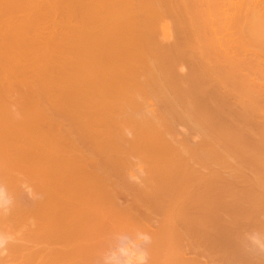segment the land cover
Listing matches in <instances>:
<instances>
[{"label": "bare ground", "instance_id": "bare-ground-1", "mask_svg": "<svg viewBox=\"0 0 264 264\" xmlns=\"http://www.w3.org/2000/svg\"><path fill=\"white\" fill-rule=\"evenodd\" d=\"M73 1L0 0V255L13 264L107 262V250H97L105 236L132 231L127 226L137 223L148 230L144 220L114 209L109 190L118 181L112 172L124 173L135 158L148 169L143 200L160 201L147 202L154 205L147 211L162 212L151 240L147 235L148 241H138L133 231L127 232L131 240L121 235L129 246L137 241L133 248L145 264H264V223L251 222L264 208V125L254 122L264 116V0L246 12L240 7L253 0H238L240 7L236 0ZM15 11L24 12L19 22ZM6 14L17 23L7 25ZM58 15L63 23L52 19ZM40 17L55 23L36 36ZM245 47L251 51L247 61L240 54ZM15 85L23 95L9 94ZM42 97L49 109L42 108ZM68 115L79 137L94 140L89 152L109 156L108 168L107 158L105 166L97 159L106 175L98 166L95 174L86 168L92 157L88 164L82 160L72 132L64 131L70 140L60 135L62 116ZM186 159H193L190 167ZM192 162L232 173L247 168L254 186L251 181L244 188L248 182L241 177L243 189L235 194L238 181L234 190L220 187L215 170L207 178L212 182L203 181L207 175L202 179ZM195 182L199 187L191 190ZM226 218L251 222V230L247 225L245 233L241 223L244 233L228 222L224 227ZM258 222L263 225L254 227ZM113 260L108 263L123 264Z\"/></svg>", "mask_w": 264, "mask_h": 264}, {"label": "rangeland", "instance_id": "rangeland-1", "mask_svg": "<svg viewBox=\"0 0 264 264\" xmlns=\"http://www.w3.org/2000/svg\"><path fill=\"white\" fill-rule=\"evenodd\" d=\"M31 1H33V0H31ZM70 1H71V0H70ZM70 1H69V0H65L64 3H65V4H68V5H69V4L72 5ZM233 1H234V2L237 1L236 3L238 4V0H236V1L233 0ZM243 1H244V0H243ZM246 1H247V0H246ZM249 1H252V0H249ZM254 1H255V0L252 1L253 3H252V2H248V3H251V4H247L248 6H245V8H244V7L242 8V7L239 6L240 3L242 2V0H240V1H239L240 3L238 4V6H239L241 9H244V11L246 12L245 9L248 8L250 5L253 6L252 4H254V3H256V2H257L258 5H261V4H262V3H260V2H262V0H261V1L259 0V2H258L257 0H256L255 2H254ZM66 2H67V3H66ZM68 2H69V3H68ZM72 2H73V5H74L75 1L72 0ZM244 4L246 5V2H244L242 6H244ZM258 5H255V4H254L255 7L258 6ZM254 6H253V7H254ZM253 7H249V10H250V8H253ZM241 9H240V12H241ZM228 10H229V9H228ZM247 10H248V9H247ZM244 11H243V12H244ZM19 12H22V11H19ZM19 12H18V11L11 12V13H12L11 15H13V18H14L15 16H17V15H18V16H17V19L19 18V16H21V18H22L24 12H23L22 14H21V13L18 14ZM240 12H239L238 14L242 15V14H241L242 12H241V13H240ZM57 13H58V12H57ZM60 13H61V14H60ZM60 13H58V14L62 15V12H60ZM8 14H9V13H8ZM8 14L5 15V17H6L5 19H7L8 17L10 18L11 15L9 16ZM56 15H57V14H56ZM60 15H58L57 18H55V19L52 17V19H53V20H56V19L58 20V19L61 17ZM7 16H8V17H7ZM242 16H243V15H242ZM11 17H12V16H11ZM43 17H44V16H43ZM43 17H40V20H38V22H37V29H38L39 32L35 31V32L33 33V35L37 34L36 36H42L41 33H42V34H43V33H46V32L49 33V31H52V30H53V29H51L50 27H53V26H54L53 23H55V21L53 22L52 19H51V21H50V18H48V19H49V22H48V19H47V22H48V23H47L46 20H45V19H46V16L44 17L45 19H43ZM13 18H12V19L10 18V21L7 19L8 22H9V23L7 22V25L9 24V26H10L11 23H13V24H15V22L17 23V19H16V20L14 19V22H11V21H13ZM61 18L63 19V18H64V15H63ZM5 19L3 18L4 21H7V20H5ZM41 19H42V20H41ZM62 19H59L58 22H60V23L62 22V23H63L64 19H63V20H62ZM21 20H22V19H21ZM57 20H56V21H57ZM19 21H20V20L18 19V22H19ZM73 21H74V20H73ZM10 22H11V23H10ZM58 22H57V23H58ZM170 22H171V21H170ZM44 23H46L47 26L44 25ZM51 23H52V24H51ZM70 23H71V22H70ZM73 23H74V22H73ZM77 23L79 24V22L76 20V22H75V24H74L73 27L77 26V25H78ZM167 23L169 24V21H168V20H167ZM5 24H6V22H5ZM49 24H50V25H49ZM58 24H59V23H58ZM170 24H171V23H170ZM39 25H41V26H39ZM52 25H53V26H52ZM55 25H56V24H55ZM44 26H45V27H44ZM56 26H57L58 28L60 27V25H59V26L56 25ZM56 26H55L54 29H56ZM70 26H71V24H70ZM46 27H47L48 29H47ZM39 28H41V29H39ZM43 28H44V29H43ZM49 28H50V30H49ZM59 29H60V28H59ZM59 29H58V30L56 29V30L59 31ZM42 30H45V32H43ZM46 30H47V31H46ZM48 30H49V31H48ZM54 31H55V30H54ZM40 32H41V33H40ZM38 33H39V35H38ZM48 33H46V34H48ZM30 34H32V33H30ZM44 35H45V34H44ZM31 36H32V35H31ZM233 39H234V37H233ZM244 49H247V51H249V52H247V51H242V52H245V53L247 52V54H245V53H240V54H243V55H241L243 58L240 57V54L238 55V57H240V58H242V59H244V57H245V59H246V57L248 58V57L251 55V51H250L249 48H246V47H245ZM240 52H241V49H240ZM238 53H239V52H238ZM249 53H250V55H248ZM244 55H248V56H244ZM235 57H236V56H235ZM251 57H252V56H251ZM251 57H250L249 59H252ZM245 59H244V60H245ZM247 60H248V59H246V61H247ZM249 61H252V60H249ZM207 81H208V79H206V82H207ZM206 82H205V83H206ZM17 83H18V84H17ZM15 84L18 85L19 87H20V85H22V86L24 85V86H25V84H23L22 82H21L20 85H19V82H16ZM16 85H15V86H16ZM18 86H16V87H12V86H11L13 89H10L9 91H11V90H12V91H15V90H16V91H15L14 93H12V91H11V92H9V94H12L13 96H14V95L16 96L17 93L20 91V88H21V87L19 88ZM24 86H23V87H24ZM17 87H18V89H17ZM23 87H22L21 89H25L27 86L24 87V88H23ZM14 88H15V89H14ZM223 92H225V91H223V89H222V91H220V93H223ZM21 93H22V95H23L24 91H23V92L20 91V95H21ZM18 94H19V93H18ZM10 96H11V95H10ZM11 97H12V96H11ZM39 98H40V97H39ZM38 100H39V101H42V100H45V99H43V97H42L41 100H40V99H38ZM229 101L232 102L230 99H229ZM42 102H43V101H42ZM39 103H40V102H39ZM232 103H234V102H232ZM42 104H44V105L46 106V107H42V108L49 109L50 105L48 106V105H47V102H46V104H45V102H43ZM42 104L40 103L41 106H42ZM48 104H49V103H48ZM51 105H52V104H51ZM234 105H236V103H235ZM47 106H48V107H47ZM12 107H13V109H14V106H12ZM51 109H53V110L55 111V108L51 107ZM58 112H60V111H58ZM62 113H63L64 116L66 115V113L64 114V112L61 111V115H62ZM67 114H68V113H67ZM61 115H59V116H61ZM70 115H71V114H70ZM70 115H68L69 118H67V117H63V116H62V118H63L62 120H61V117H60V118L57 117V119H58L57 122H58V121H59V122L62 121L60 126H61V127H64V128L59 127L58 131L60 132V135H61V132H62V133H63L62 136H63V135H64V131H65L66 133H67V131H68V133L72 132V133H71V137H73V139H74V141H75V142H74L73 140H71V141L73 142V145L75 144L73 147H75V146H76V147H80V148H81V151H80V152H83V151H84V153L86 152V154H87V155H85L84 153H81V154H82L81 157H82V156H85L84 158L82 157V160H84V162H85V161L88 160V159L91 160L90 157H92V160H91V161L88 160V161H89V165H90V163H93V166L95 165V167H93V169L91 168V167H92V166H91L92 164L90 165V167H88L89 165H86V164H88V161H87V163L85 162V163H86L85 165L87 166V167H86V166H85V167L88 168L91 172L94 171V174H95V173H99V171H98V167L100 166V165L98 166V164H100L99 162H102V163H101L102 165H104V164L106 165V164H107V167H106V168H108V167L110 166V165H108V163H109V161H110V160H109L110 158L108 159L109 156H108V157H105V156H107L106 154H104V153H106V152H103V153H101V151H96L97 153H96V152H93V151H92L93 153H90V152H89L92 148H93L92 150L95 151V147H94L95 144H93V143H94V142H93L94 140H91L92 137H91V139H90V137H89V138H87V137H79V136H82V134H81L78 130H76L78 133H74V132H76V131L74 130V128L77 129L78 127L76 128V126H78V125H75V123H76L75 120H74L75 123H74V124L72 123V122H73V116L70 117ZM262 115H264V114H262ZM262 115H261V116H262ZM257 117H258V116H256V118H257ZM66 118H67V119H66ZM259 118H260V116L258 117V120L254 119V122L257 121L256 123H257L258 125H260V124H261V125H264V123H263V122H264V121H263L264 116L261 117V119H259ZM64 119H65V121H64ZM68 119H69V120L71 119V120L69 121ZM60 120H61V121H60ZM259 120H260V121H259ZM258 121H259V122H258ZM59 122H58V124H59ZM261 122H262V123H261ZM256 123H255V124H256ZM69 125H70V126H69ZM73 125H75L74 128H73ZM70 127H71V128H70ZM60 128H61V129H60ZM67 128H68V129H67ZM69 128H70V130H69ZM72 128H73V129H72ZM63 129H64V130H63ZM66 129H67V130H66ZM60 130H61V131H60ZM59 132H58V133H59ZM66 133H65L64 136L66 137V135H67L68 139L70 140V139H71V138H69L70 135L68 136V134H66ZM80 134H81V135H80ZM126 134H128V133H126ZM64 136H63V137H64ZM84 136H85V135H84ZM86 136H87V135H86ZM67 137H66V138H67ZM127 137L131 138V133H130L129 135H127ZM81 138H84V140L81 139ZM168 138H171V136H169ZM79 139H81V140H79ZM88 139H90V140H88ZM82 140H83V141H82ZM76 142L79 144V146H78V144H76ZM79 142H80L81 144H80ZM91 142H92V143H91ZM93 145H94V146H93ZM92 146H93V147H92ZM84 147H85V148H84ZM78 149H79V148H78ZM79 150H80V149H79ZM94 153H95L96 155H94ZM98 153H99L100 155H99ZM89 154H90V155H89ZM92 154H93V155H92ZM88 155H89V156H88ZM91 155H92V156H91ZM79 156H80V154H79ZM79 156H78V157H79ZM86 156H87V159H85ZM97 156H98V157H97ZM81 157H79L78 160H79ZM88 157H89V158H88ZM106 158H107V160L105 161ZM93 159H94V162H92ZM97 159H98L99 162L97 161ZM75 160H77V157H76ZM78 160H77V162H78ZM80 160H81V159H80ZM103 160H104L106 163L104 162V164H103ZM108 160H109V161H108ZM138 160H139V159L137 158L136 162H137ZM188 160H191V159H188ZM188 160L186 159V161H187V165H188V163L190 162V161L188 162ZM95 161H97V162H95ZM107 161H108V163H107ZM191 161H193V159H192ZM80 162H82V161H80ZM140 162H141V161H138V163H135V158H134V161L132 160V163H133V164H132V163L130 164V167L128 168L127 171H125L124 173L121 172L122 174L119 173L120 170H118V169L114 170V171L112 172L113 175H111V174H110V175L113 176V178H117V180H118V181H117V180L115 179V180L117 181V182L115 181L117 185H116V184L114 185L115 187L117 186V187H116L117 190H116V188L112 185V184H114V182L111 183V186H109V190H110V189H111V190L114 189V194H112V191H111V190H110V191H111L112 197H115V199H116V200L114 199L115 201L113 200V202H115V204L117 205V206H116V205L114 204V205H115L114 209L117 207L115 210L118 209L119 212L122 211V214H124V213H123V212H124L123 210H125L126 213L128 214V216H130V214L132 215V218H133V219L131 218V220H133V221H134V218H135V217H133V216H137V219H139V220H141V219H142V221L144 220V221H143L144 223H143V222H142V223L145 224L144 227L147 228L150 232H148V230H145V231H144V229H143V227H142L143 225H141V228L138 229V225H139L138 223H137V227H136V225L133 226L134 224L132 225L133 227H136V228H132V227H129V226H127V227H128V229L131 228L132 231H133L134 233H136L135 235H138V236H139V237H137V240H138V238H140V241H142V240H143V237L145 236V237H144V240H145V238H146V241H148V240H147V237L149 236L148 238H150V240H151V239H152L151 233L154 231V228H155V227H158V226H159L160 221L157 220V219L159 218V219L161 220L162 212H161V213H158V214H157V213H154V214L151 213V215H150V214H149L150 211H149V212L147 211V210L153 208V207H151V206H154V205H151V206H150V205H147V204H148L147 202H149V200L147 199V201H144L143 199L146 198V195H145V194H141V193H146V192H147V191H144V190H145L146 188H148V184H147V182H146L147 180H145V178H144V177H146V179H147V176H146V175H147V174H146L147 172L145 171V170L147 169V166L144 167L143 162H142V164H141ZM232 162H233V161H232ZM94 163H95V164H94ZM190 163H191V162H190ZM190 163H189V164H190ZM196 163H197V162H196ZM109 164H110V163H109ZM135 164H136V165H135ZM192 164H193V162H192ZM197 164H198V163H197ZM102 165H101V167H99V168H101V169H99L100 171L106 169V168L104 167L105 165L103 166L104 168L102 169ZM145 165H146V164H145ZM193 165H194V166H192L193 168L191 167L192 169H194V167L196 166L197 168H196V167H195V168H196L197 170H198V168H199V169L203 172V173H202V172L200 173V177H201V174H202V177H203V178L206 177L205 175H207L206 179L204 178L205 180H203V181L210 182L213 178H210V179H208V180H207V178L211 177V175H212L211 172H213V170H215L213 173L216 172L217 175L221 173V174L218 175V177L215 179V181H216V180L219 178L218 180H219L220 183H221V185H220V183H219L220 187H225V186H227V188H229V187H233L232 190H234V189H236V186H235L236 183L234 184V182H237V181H238V183H241L242 179H243L242 183L245 181V179H246V181L249 183L248 186H246L248 183H247V184L244 183V184H245V185L243 184L244 188L247 189V187H251V186H250V185H251L250 183H251L252 180H247V179H249L248 175L250 176L251 171H250L249 169H248V170H249V171H248L247 168H243V169L241 168V169L243 170V171H241V173H240L239 170H237L236 172L232 173L231 170H228L227 168H225V169H227V170H225V169H223L224 167L221 168V167L218 166V165H217V166H214V167L212 168V170H209L208 168L212 167L213 164H212V166H211V165H210V166H208V165L206 166V165L202 164L203 167L206 166V167H208V168H206V167H205V168H203V167H199L200 164H198L199 166H198V165H195V163H194ZM214 165H216V164H214ZM96 166H98V167H96ZM132 166H133V167H132ZM188 166L190 167L191 165H188ZM131 167L133 168V169H131L132 171H130V168H131ZM218 167H219V170H218ZM95 168H96V169H95ZM84 169H85V168H84ZM94 169H95V170H94ZM204 169H206V170H204ZM210 169H211V168H210ZM220 169H223V170H220ZM241 169H240V170H241ZM245 169H246L247 171H246ZM92 170H93V171H92ZM96 170H97V172H95ZM147 170H148V169H147ZM194 170H195V169H194ZM200 170H198L197 173H198ZM85 171H88V170H85ZM90 171H88V172H84V173H85V174L87 173V175L92 174ZM106 171H107V169L105 170V172L103 171L105 174H102L103 172H101V176L106 175ZM128 171H130V172L128 173ZM207 171H208V172H207ZM145 172H146V173H145ZM204 172H205V173H204ZM237 172H238V173H237ZM242 172H246V173H242ZM126 173H127V174H126ZM194 173H195V172H194ZM197 173H195V175H197ZM229 173H231V174H229ZM235 173H236V174H235ZM123 174H124V175H123ZM145 174H146V175H145ZM204 174H205V175H204ZM208 174H209V175H208ZM237 174H238V176H239L238 178L236 177ZM243 174H244V175H243ZM245 174L247 175V177H245V176H246ZM125 175H126L127 177H126ZM144 175H145V176H144ZM198 175H199V174H198ZM198 175H197V177H199ZM222 175H223V176H227V175H228V177H227V178L224 177V178L222 179V178H220V176L222 177ZM229 175H230V176H229ZM233 175L236 177V179H237L236 181H235V179L233 180V177H234ZM241 175H243V176H241ZM123 176H125V178H124ZM192 176H193V175H192ZM231 176H233V177L231 178ZM252 176H253V173L251 174V177H250L251 179H253ZM119 177H120V178H119ZM202 177H201V178H202ZM241 177H242V179H241ZM113 178L110 177V180H113ZM203 178H202V179H203ZM229 178H230V179H229ZM239 178H240L241 181H239ZM224 179H225V180H224ZM226 179H227V180H226ZM218 180L216 181V183L214 182L216 185H218V184H217ZM228 180H229L230 182H229ZM113 181H114V180H113ZM120 181H121V182H120ZM201 181H202V180H201ZM203 181H202V182H203ZM212 181H213V180H212ZM212 181H211V182H212ZM224 181H225V182L228 181L229 185H228L227 182L225 183ZM233 181H234V182H233ZM111 182H112V181H111ZM199 182H200V181H199ZM231 182H232L233 184H231ZM144 183H145V185H146L147 187L144 186ZM203 183H205V182H203ZM223 183H225V184H227V185H225V184L223 185ZM238 183H237V189H236V190H238V191L234 190V191H235V194H236V192H237V193H240V192L242 191V190H241V188H242V183H241V184H238ZM194 184H197V183L195 182V183H192V185H190V189H191V190L195 189L194 187H192ZM199 184H200V183H199ZM201 184H202V183H201ZM253 184H254V183H253V181H252V186H254ZM240 185H241V187H239ZM194 186H195V185H194ZM228 186H229V187H228ZM111 187H114V188H111ZM144 187H146V188H144ZM195 187H196V186H195ZM197 187H199V186L197 185ZM197 187H196V189H197ZM238 187H239L240 189H239ZM143 188H144V189H143ZM139 189H142L144 192H143V191L141 192V190H139ZM190 189H187V191H190ZM196 189H195V190H196ZM242 189H243V188H242ZM115 190H116V192H115ZM146 190H147V189H146ZM232 190H231V192H233ZM244 190H245V189H244ZM138 191H139V192H138ZM139 193H140L142 196H143V195H145V196L142 197ZM148 193H149V191H148ZM149 194H150V193H149ZM149 194H148V195H149ZM114 195H115V196H114ZM138 195H139V197H138ZM140 196H141V198H140ZM151 196H152V195H151ZM151 196L149 195V197H151ZM24 197H25V196H24ZM24 197H23V198H24ZM149 197H148V198H149ZM154 197H155V196H154ZM156 197H157V196H156ZM178 197L181 198V196H178ZM25 198H27V196H26ZM140 199H141V201H140ZM154 199H155V198H154ZM154 199L152 198V199L150 200V202H151L152 200H153V202H154ZM158 199H159V198H158ZM175 199L178 200L179 198L176 197ZM226 199H227V201L230 200V199H228V198H226ZM226 199H225V200H226ZM25 200H26V199H25ZM155 200H156V199H155ZM161 200H162V199H161ZM177 200H176V202H175L176 204H177ZM143 201H144V202H143ZM178 201H179V200H178ZM181 201H182V199H181ZM142 202H143V203H142ZM150 202H149V203H150ZM159 202H160V201H158V202H156V203L154 202V204L157 205V203L159 204ZM163 202H164V200H163ZM163 202H161L162 205H163ZM151 203H152V202H151ZM151 203H150V204H151ZM178 203H179L178 206L180 207L181 204H182V202L180 203V201H179ZM5 204H6V203H5ZM5 204H4V206H5ZM152 204H153V203H152ZM161 204H160V207H161ZM167 204H168V203H167ZM146 206H147V207H146ZM163 206H164V205H163ZM2 207H3V205H2ZM148 207H149V208H148ZM150 207H151V208H150ZM166 207H167V205H166ZM181 207H183V206H181ZM115 210H114V211H115ZM151 210H152V209H151ZM258 210H260L261 214L264 213V211H263V213H262V211H261V210H264V208H263V209H260V208L258 209V208H257V211H255L256 213H254V214L256 215V214L258 213V217H257V215H256V217H254V216H255V215H254V216L251 218V222L253 221L252 224H254V222H255L254 220H255V219H256L257 221H259V222H263V223H264V221H263V220H264V214H263V216H262V215L259 216L260 214H259V211H258ZM114 211H112V212H114ZM116 212H117V211H116ZM128 212H130V213H128ZM146 213H147V214H146ZM108 214H109V213H108ZM110 214H111V212H110ZM110 214H109V215H110ZM115 214H116V213H115ZM127 214H126V215H127ZM159 214H160L161 216H157V215H159ZM149 215H150V216H149ZM153 215H154L155 217H154ZM107 216H108V215H107ZM151 216H152V217H151ZM238 216H239V215H238ZM238 216H236V217H238ZM138 217H139V218H138ZM141 217H142V218H141ZM144 217H145V219H144ZM148 217H149V218H148ZM226 217H227V216H226ZM228 217H229V216H228ZM147 218L149 219L148 221L146 220ZM232 218H234V217H232ZM239 218H240V220H241V218L243 219L244 217H243V216L241 217V215H240ZM254 218H255V219H254ZM257 218H259V220H258ZM235 219H236V218H235ZM252 219H253V220H252ZM260 219H262V220H260ZM139 220H138V222L140 223ZM145 220H146V222H145ZM229 220H230V218H229ZM236 220H237V221H233L232 219L230 220V221H233V223L237 222V224H233L232 222H231V223L228 222V220H227V218H226V221H225L224 224H226V222H228V223H230V224L228 225L229 227H232V229H233V228H236V229H234V230L237 231V232H241V231L243 230V233H244V229H243V228L247 227V225H248V223H245V222H246V219H243V220H245V222H244L245 224H242L243 221L240 222V223L242 224V227H243V228L239 227V225H241V224H240V223L238 224V221H240V220H239V219H236ZM133 221L131 222V224L133 223ZM155 221H157V222H155ZM158 221H159V223H158ZM136 222H137V221H136ZM251 222H250V224L248 225V229H250V230H251V227H250ZM259 222L256 224V226H255V225H253V226L259 228V227H260V226H259L260 224L263 225V223H259ZM134 223H135V222H134ZM228 223H227V224H228ZM255 223H256V222H255ZM227 224H226L225 226H224V225H223V226L228 228ZM106 225H107V223L105 224V226H106ZM230 225H233V226H230ZM234 225H235V226L238 225V229H237V227H234ZM244 225H246V226H244ZM257 225H258V226H257ZM139 226H140V225H139ZM254 227H253L252 229H253V230H256L257 228L254 229ZM240 228H241L242 230H241ZM134 229H135L136 231H135ZM140 229H141V230H140ZM232 229H230V230H232ZM245 229H246V228H245ZM129 230H130V229H129ZM129 230H128V231H129ZM155 230H157V229L155 228ZM239 230H240V231H239ZM253 230L250 231V232H248V233L253 232ZM114 231L117 232L118 229L113 230V232H114ZM128 231H125V232H124V231H122V232H121V231H120V232L118 231V233H114L115 235L112 233V231H110V232L115 236V237H114L113 235H110V238H112L113 241L110 240V238H109V236H108L109 234H107V236H108L107 238H106V236H105V238H104L105 241L103 242L104 244L102 243L103 246H104V247L109 246V248H110V247H111L110 244H112V246H113L112 248H114V249L111 248L112 250L110 249V250H111V251H110V250H108V249H109L108 247H106V248H107V249H106V248H104L103 246H102V247L100 246L101 248H98V249H97V250H101V252L99 251V252H100V255H101L102 253H106V252H104V251L107 250V253L105 254L106 256H105L104 254H102V255L105 257L106 261H107V262H104V263H106V264H107L108 262H110V263L112 262V263H113V261H114L113 259L116 260V258L118 257V260H119L120 258H121L120 260H123V264H145L146 259H143V258H144V257H143V256H144L143 253H142V257H143V258H142L141 255L135 250V248H133V244L135 245L137 241H136L135 243H134L133 241L130 242V243H133L132 245L130 244V246H129L128 243H125L126 240H124V238L126 237L125 239H127V238L130 237V236L128 235V233H127ZM132 231H129V232H132ZM138 231L145 232V234L140 232L141 234H143V236H142V235H139L140 233H139ZM151 231H152V232H151ZM235 231H234V232H235ZM247 231H248V230L246 229V230H245V233H246ZM110 232H109V233H110ZM123 232H124L125 234L127 233V236H128V237H127L126 235H123V236H125V237H122L121 235L124 234ZM137 232H138V233H137ZM232 232H233V230H232ZM255 232H256V231H255ZM111 233H110V234H111ZM119 233H121V234H119ZM253 233H254V232H253ZM132 234H133V233H132ZM117 235H118V236H117ZM130 235H131V234H130ZM147 235H148V236H147ZM131 236H132V235H131ZM146 236H147V237H146ZM113 237H114V238H113ZM132 237H133V236H132ZM132 237H130L129 240H131ZM135 237H136V236H134V238H135ZM118 238H119V240H118ZM121 238H122V240H121ZM191 238H192V237H191ZM191 238H190V243L192 244V242H191ZM107 240H110L111 242H110V241L107 242ZM114 240H115V241L117 240L118 242H120V243H118V245H117L118 247H116V246L114 247V245H113ZM150 240H149V241H150ZM194 240H195V239H194ZM194 240H193V242H194ZM121 241H122V242H121ZM123 241H124V243H123ZM138 241H139V240H138ZM187 241H188V240H187ZM109 242H110V244L107 245ZM127 242H128V241H127ZM196 242H197V241H196ZM105 243H106V244H105ZM184 243H185V241H184ZM187 243L189 244V242H187ZM193 244H195V243H193ZM105 245H106V246H105ZM2 246H4V245L2 244V245L0 246V249L3 248ZM192 246H194V245H191V247H192ZM134 247H135V246H134ZM102 249H103V250H102ZM108 251H110V253H109ZM99 252H98V253H99ZM108 253H109V254H108ZM96 254H97V251H96V253H95V256H96ZM138 256H139L140 258H138ZM1 257H2V258H1ZM4 257H5V258L7 257V254H6V253H5V254L2 253V255H0V264H2V263H3V264H13V263L11 262V261H13V260H10V259H9L10 256H8L9 258H7V259L10 260V261H8V262H7L6 259H4ZM198 257H199V256H198ZM103 260H104V258H103ZM120 260H119V261H120ZM201 260H202V259H201ZM101 261H102V259H101ZM1 262H2V263H1ZM4 262H5V263H4ZM10 262H11V263H10ZM14 263H16V262H14ZM104 263L102 262V264H104ZM99 264H100V263H99ZM108 264H109V263H108Z\"/></svg>", "mask_w": 264, "mask_h": 264}]
</instances>
